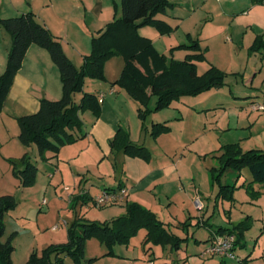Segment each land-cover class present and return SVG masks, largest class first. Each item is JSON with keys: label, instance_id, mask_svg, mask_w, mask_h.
<instances>
[{"label": "rangeland", "instance_id": "1", "mask_svg": "<svg viewBox=\"0 0 264 264\" xmlns=\"http://www.w3.org/2000/svg\"><path fill=\"white\" fill-rule=\"evenodd\" d=\"M45 1L50 3V0ZM195 2L204 6L196 13H188L175 6L168 7L167 11L182 16L177 19L178 25L176 24L171 32L165 34L166 39L175 40L167 58L169 61L182 60L178 59L180 55L185 59L187 57L185 51L192 49L182 45H189L197 40L200 47L204 48L202 51L207 55V59L195 61L198 72L200 74L207 72L211 66L209 61L214 64L218 62L221 70L225 72L224 84L197 95L174 99L170 106L150 112L145 120L137 114H135L136 120L132 117L133 123L134 120L137 123L141 122V126H134L138 137L135 135L136 139L132 140L156 154L154 158L157 161L162 158L167 159V155L163 156V151L171 152L168 154V160L178 165H175L176 168L178 167L177 176L181 174L178 181H166L162 188L154 189L153 193L149 194L153 200L152 209L139 204L154 212L178 236L189 234V237L181 241L182 246L174 248L170 244H155L147 241L146 229L140 228L128 243H116L112 254H109L110 249L106 243L96 237H90L84 249V262L87 264H151L150 257L154 259L155 264H176V259H179L178 261L183 259L182 264H220L219 256L203 254L204 243L200 240L196 241L193 236V231H196L195 221L200 220L203 214L204 219L216 225L234 227L244 222L248 226L242 240L244 245L238 247L242 253L237 259L227 257V264H264V234L259 235L264 225V220L259 218L261 214L259 211L262 209L259 200L261 195L254 198L246 187L242 188L240 185L245 179V172L250 173V169L244 168V174L239 177L234 175L235 172L229 174L231 173L229 171L222 177V182L228 177L234 182L237 177L236 187L228 193V196H220L221 184L212 174V167H219L221 164L218 157L221 153L218 151L221 152L222 147L227 144L237 142L241 143L245 151L250 149L264 151V112L246 110V106L252 101L262 100L264 87L261 89L259 85H251L248 82L251 75L246 76L244 72H240V67L236 68L239 60L236 62L230 47L225 46L224 37L212 35L218 29V21H221L222 17L218 16L214 21L203 19L208 9L216 7L214 3L219 5V0H195ZM120 15L121 11L117 12V16ZM146 27L147 31H154L151 25ZM195 28L198 30L197 33L193 31ZM200 31L202 34L198 35ZM200 36H203V41L198 39ZM206 45H210L207 51ZM117 70L116 67V74L120 72ZM121 73L122 69L119 77ZM258 87H260L258 91L262 93L259 98L241 97L250 91H257ZM80 95L76 98L78 102L82 99ZM156 104L157 97L153 96L150 107L155 109ZM163 115L170 120L172 128L169 132L155 137L151 133L152 123L164 118ZM140 129L141 138H139ZM134 159L149 162L140 157ZM11 160L17 161L19 157L8 159L11 169L7 170L0 166V195L10 192L18 202L16 208L9 211L4 218L6 229L3 240L14 235L12 253L14 264H26L34 253L42 255L51 244L68 243V229L77 217L92 222H106L127 213L126 206L113 204L101 209L91 205L92 199H88L89 196L83 201L77 197V190L72 183L58 181L56 177L51 179L50 169L47 171L41 166L37 170L34 183L25 186L15 174ZM66 186L70 187L69 191L66 190ZM168 192L172 201L166 199ZM69 193L71 198H68ZM190 193L194 197H201L206 203V208H198L191 199ZM207 207L210 209L208 212ZM200 226L195 236L207 235L208 227ZM54 227L57 228L53 229ZM170 246L173 249L171 252H169ZM247 251L250 252L251 258L242 260V254ZM66 262L75 264L71 257H67Z\"/></svg>", "mask_w": 264, "mask_h": 264}, {"label": "crops", "instance_id": "2", "mask_svg": "<svg viewBox=\"0 0 264 264\" xmlns=\"http://www.w3.org/2000/svg\"><path fill=\"white\" fill-rule=\"evenodd\" d=\"M169 1L173 3L175 8L177 7L179 10L188 13H196L197 10L204 7L197 4L195 0ZM214 6L216 7L206 11L203 18L207 21H214L216 17H222V20L218 21V29L212 35L224 37L225 46L230 47L236 62L239 60L236 68L240 67V72H244L246 76L251 75L248 81L251 85L256 84L263 89L264 0H219V5L214 3ZM120 11L122 13L121 0H50V3L45 0H0V17L2 18L34 12L39 21L43 22L62 42L67 56L77 66H81L84 56L90 54L93 35L104 28L115 17H120L121 15L117 16V12L119 13ZM181 16L179 13L166 11L156 17L174 28L178 23L177 19ZM151 27L154 28L153 32L147 31V27L142 26L139 28V33L152 39L157 49L168 56L170 47L175 44V40L173 38L166 39L167 35L162 34L156 27ZM193 31L195 33L198 32L197 28ZM201 34L202 31L198 35ZM198 39L203 41L204 38L200 36ZM11 44L12 38L10 34L0 25V74L6 69ZM209 46L206 45V51ZM201 49L204 48L201 46ZM185 53L189 55L195 53V51L186 50ZM204 54L207 59L206 52ZM178 59L183 60L180 55ZM124 64L125 60L123 57H113L105 65L106 81L91 78L86 80L85 91L104 96L100 115L95 117L91 111L82 113L84 136L73 143L63 146L57 154L47 151L45 154L46 159H42L37 146L26 147L20 142L18 119L22 116L36 113L40 108L42 98L60 99L63 85L60 70L53 61L49 51L40 45L32 44L26 53L21 69L14 78L11 90L0 112V166L7 170L11 169L8 159L16 157L20 159L25 154H29L33 161L36 162L38 168L41 166L47 171L50 169L49 177L51 179L56 177L58 181L72 183L74 189L77 190L78 197L84 195V198H81L83 201H86L87 196H89L88 199H92L91 205L96 206L93 198L103 189L126 187L129 190L126 201L116 205L126 206L127 202L134 201L152 209L151 203H153V200L150 198L152 191L162 188L166 181H178L181 174L179 173V176H177L178 167L176 168L175 166L177 164L168 160V154L171 153L168 150L162 152L163 156L167 155V159L159 158L161 160L158 161L155 159L156 154L150 151L149 162L142 159V161L134 159L138 157L128 156L121 151H113L111 140L121 127L130 133L131 139H136L134 126H141V122L137 123L135 121V114L139 117V103L125 89L111 84L112 81L118 79ZM209 64L220 68L218 62L214 64L209 61ZM116 67L120 71L117 74ZM260 87L257 88V91H250L245 93V96H240L259 98L262 94L258 91ZM79 94L82 95V93ZM79 94L76 95V98ZM252 103H264V97L260 101H252L248 104L246 106L247 111H255L252 109ZM132 117L133 119L135 117L134 123ZM163 117L160 118L161 120L153 122L152 127L155 123H166L172 128L169 123L170 120L165 118L166 116L164 115ZM141 136L140 129L139 138ZM218 152L221 153L220 151ZM160 161L162 163H159ZM243 171L244 169L240 173L235 172L234 175L239 177L244 174ZM229 172H231L229 174L233 173V171ZM244 175L245 179L240 184L242 188L246 187L245 184L252 181L251 172H245ZM237 177L234 182L231 181L230 177L225 182L235 185ZM254 188L261 192L262 197L260 196L259 200L262 209L259 211L261 212L259 218L264 220V184L256 183ZM5 194L11 193L8 192L1 195ZM190 197L195 203L197 196L194 197L190 193ZM68 198H71V193L68 194ZM199 198L202 200L201 197ZM166 199L172 201L169 192L166 195ZM202 202L204 205L202 209H205L206 203L204 200ZM91 205H89L90 208ZM106 207L108 206L98 208L103 209ZM208 210H210L209 207H207V212ZM201 217L203 218H201L202 220L195 221L196 231L201 225L208 227V233L204 236L200 234L195 236L196 231H193V236L196 241H202L205 248L206 242L217 234V229L222 225L210 223L206 218L204 219V214ZM260 234H264V225L263 229H260ZM185 236V234L181 235L183 239H188L189 234ZM238 247L235 252L240 255L242 251ZM172 250L170 246L169 252ZM203 254L205 255V253ZM241 258L242 260L251 258L250 252H245ZM226 259L227 257H220V264H227ZM149 260L151 264H155L152 257ZM178 260L176 259V264H182L183 259Z\"/></svg>", "mask_w": 264, "mask_h": 264}, {"label": "trees", "instance_id": "3", "mask_svg": "<svg viewBox=\"0 0 264 264\" xmlns=\"http://www.w3.org/2000/svg\"><path fill=\"white\" fill-rule=\"evenodd\" d=\"M169 6H173L169 0H121V16L115 17L93 35L92 50L84 56L81 66H77L67 56L62 42L39 21L34 12L9 18L0 17V25L12 38L7 66L0 74V112L32 44L49 51L60 70L63 85L60 99L42 98L36 113L18 119L19 140L22 145L37 146L41 158L46 159L47 151L57 154L63 146L82 138L84 122L81 114L91 111L98 117L102 110L100 96L85 91L86 80L91 78L106 81L105 65L116 56H122L125 64L121 76L111 84L125 89L139 103L138 114L143 120L150 112L170 106L174 99L197 95L223 85L225 72L217 66L211 65L203 74L198 72L195 61L205 59V54L197 40L192 44L182 45L191 48L195 53L187 55L183 60L169 61L157 49L152 39L139 33V28L146 25L156 27L162 34L171 32L173 27L156 17L165 13ZM79 93H82L80 102L76 100ZM153 96L157 97L155 109L150 107ZM170 130L171 127L166 123H155L152 135L156 137ZM111 147L113 151H121L131 157L149 160L151 156L150 150L144 145L136 144L130 133L122 127L111 140ZM218 157L221 164L219 167H212V174L221 184L220 196H228L236 187L234 184L222 182V177L228 171L240 173L246 167L252 174V181L245 184L247 190L254 198L261 195L260 191L255 190L254 184H264L263 150L245 151L240 143H231L222 147ZM11 162L22 183L25 186L32 185L38 167L31 156L25 154L19 160ZM17 205L13 194L0 195V264H14V235L5 241L3 236L6 229L5 215ZM126 209L125 215L106 222H92L77 217L68 229V243L51 244L42 255L34 253L26 264H67V257H71L75 264H87L84 262V249L88 238L96 237L106 243L110 249L109 254H112L116 243H128L140 228L147 230V241L170 244L174 248L181 246L183 238L175 234L154 212L137 202H127ZM246 229L247 224L240 222L234 227L221 226L217 233H234L237 237L236 249L237 246L244 245L242 240Z\"/></svg>", "mask_w": 264, "mask_h": 264}, {"label": "built area", "instance_id": "4", "mask_svg": "<svg viewBox=\"0 0 264 264\" xmlns=\"http://www.w3.org/2000/svg\"><path fill=\"white\" fill-rule=\"evenodd\" d=\"M100 102L104 100V96L99 97ZM252 109L255 111L264 112V103H254ZM66 190L70 188L66 186ZM129 190L126 187L119 189H103L98 195L93 198L94 204L97 207H104L113 204H119L126 201ZM195 204L198 208H203L202 200L197 197ZM54 227L53 229H56ZM237 237L234 233H217L206 244L204 253L211 256L228 257L237 259L238 255L235 252Z\"/></svg>", "mask_w": 264, "mask_h": 264}]
</instances>
